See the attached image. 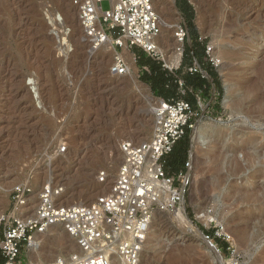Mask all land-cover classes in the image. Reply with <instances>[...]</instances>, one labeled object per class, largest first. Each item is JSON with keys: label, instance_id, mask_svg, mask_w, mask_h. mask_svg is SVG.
Listing matches in <instances>:
<instances>
[{"label": "rangeland", "instance_id": "obj_1", "mask_svg": "<svg viewBox=\"0 0 264 264\" xmlns=\"http://www.w3.org/2000/svg\"><path fill=\"white\" fill-rule=\"evenodd\" d=\"M153 2L169 25L158 41L171 54L181 14L176 0ZM190 6V40L210 46L219 59L221 91L178 141L187 138L183 205L193 227H181L172 212L161 213L164 222L155 213L140 264H220L201 234L214 223L235 241V258L220 247L224 264H264V0H194ZM101 8L109 9L110 1ZM115 51H92L71 0H0V213L10 207V188L26 179L34 205L44 183L62 186L60 203L93 201L115 176L119 142L151 136L159 97L141 80L128 49L120 54L130 72L111 73ZM208 210L210 225L197 218ZM49 231L28 256L30 264L75 249L62 236L50 240L55 231Z\"/></svg>", "mask_w": 264, "mask_h": 264}, {"label": "built area", "instance_id": "obj_2", "mask_svg": "<svg viewBox=\"0 0 264 264\" xmlns=\"http://www.w3.org/2000/svg\"><path fill=\"white\" fill-rule=\"evenodd\" d=\"M104 0H71L83 38L92 49L109 42L116 50L139 47L148 57L162 61L168 69L165 53L158 38L162 32L160 15L153 0H109L110 8L102 10ZM192 4L194 0H186ZM69 31L68 28H65ZM188 29L182 22L173 26L172 52L178 63L185 49ZM60 47L65 49L63 41ZM205 45L206 60L214 67L219 59ZM147 69L146 67H144ZM197 71L194 65L187 68ZM111 73L130 72L128 61L115 51ZM183 88L181 79L177 80ZM183 92V91H182ZM199 102V99H198ZM154 127L151 136L140 142L122 140L118 144L121 161L108 189L86 204H61L57 198L62 186L41 185L33 204L34 188L28 179L14 184L9 190L10 207L0 213V255L2 264H30L28 256L35 250L36 236L52 225H60L74 241L77 250L56 256L47 264H138L147 236L148 225L155 213H171L184 202L188 181L189 161L177 172L168 174L165 158L199 114L184 99H158L152 108ZM61 146L59 151H64ZM99 172L100 182L105 181ZM210 211L197 214L198 220L213 223ZM203 239L217 253L220 247L237 256L235 241L227 229L214 223ZM29 254V255H27Z\"/></svg>", "mask_w": 264, "mask_h": 264}, {"label": "trees", "instance_id": "obj_3", "mask_svg": "<svg viewBox=\"0 0 264 264\" xmlns=\"http://www.w3.org/2000/svg\"><path fill=\"white\" fill-rule=\"evenodd\" d=\"M176 5L183 13L184 19L188 27V33L189 34H191V32L193 33V26H192L193 11L191 9L190 4H188L186 0H176ZM199 43L200 42L198 40L194 39L191 48L185 47L183 53L184 58H189L192 55L198 61H200L202 58V53L205 51V48L202 49ZM190 51H192V54L190 53ZM133 52L135 53L136 63L141 67L146 66L148 68V70L142 71V74L140 76L141 80L150 85L153 93L156 96L166 100L170 99V97H172L176 92L177 78L174 75L172 74L170 75L165 70H163L162 63L160 61H156L149 57L144 56L143 53L137 48H134ZM189 66H192V64ZM187 72H188L187 75L185 74V77L183 78L184 83L191 82V84L194 87L202 86V81L204 79L201 77L198 70L194 72H189L187 70ZM211 76L214 80L217 79L216 73L212 74ZM220 91H221V87H220ZM187 99L193 101V98H187ZM186 134H187V130L184 132V135ZM187 147H188L187 138H184V140L181 143L177 142L173 147L171 153L166 156L165 170L168 174L175 173L179 169H181V167L185 163V159L187 156ZM2 263H3V258L0 255V264Z\"/></svg>", "mask_w": 264, "mask_h": 264}, {"label": "crops", "instance_id": "obj_4", "mask_svg": "<svg viewBox=\"0 0 264 264\" xmlns=\"http://www.w3.org/2000/svg\"><path fill=\"white\" fill-rule=\"evenodd\" d=\"M176 7H177V5H176ZM177 9L179 10V13L181 14V17H182V20L179 22L184 23L187 27V24H186V21L184 19L182 11L178 7H177ZM187 29H188V27H187ZM199 44L202 47V49L205 48V44L203 42H200ZM191 46H192V42L190 40V34L188 33V36H187L186 41H185V47L191 48ZM134 48H137L138 50H140L143 53L144 56L148 57L139 47H137V46L130 47V48H128V51H131V53L133 54V59L135 62H136V58H135V53L133 52ZM120 53H123V49H120ZM190 53L192 54V51H190ZM191 64L198 68V71H199L201 77L204 79L202 81V86L194 87L191 84V82L184 83L183 78L185 77V74L187 75V73H188L187 68ZM137 66L139 67L138 70L141 73L143 70H145L144 67H146V66L141 67L138 64H137ZM169 66H171V65H169ZM162 69L165 70L168 74L174 75L177 78V80L181 79L183 82V88H180L177 84L176 92L170 98L184 99V100L189 101L192 104L193 108L196 111H198L200 114H202L206 108H209V106L211 107L212 106L211 102L215 99V96L220 94L221 83H220L218 72L206 60L205 51L202 53V58L200 61H198L192 55L189 58H184V54H183L179 64L176 63V65L171 69H168V68H165L162 66ZM147 70H148V68H147ZM214 73H216V75H217L216 80H214L211 76ZM138 76H140V75H138ZM218 83H219V85H218ZM187 98H193V101H191ZM159 99H163V98L159 97ZM198 99H199V102H198ZM214 102H215V100H214Z\"/></svg>", "mask_w": 264, "mask_h": 264}, {"label": "bare ground", "instance_id": "obj_5", "mask_svg": "<svg viewBox=\"0 0 264 264\" xmlns=\"http://www.w3.org/2000/svg\"><path fill=\"white\" fill-rule=\"evenodd\" d=\"M198 0H196V2H197ZM199 4V3H198ZM200 5V4H199ZM249 9V8H248ZM252 10V9H251ZM250 10V11H251ZM158 11V10H157ZM249 12V11H248ZM247 12V13H248ZM68 13V12H67ZM68 15H69V13H68ZM69 17H70V15H69ZM56 19V18H55ZM62 19V18H61ZM60 19V20H61ZM201 20H202V18H201ZM62 23V22H61ZM59 24V23H58ZM162 24H163V27H169V25H168V23L165 21V20H163L162 19ZM201 24V23H200ZM56 25V24H55ZM160 37V36H159ZM168 41H166V40H164V43H167ZM161 43V42H160ZM163 43V42H162ZM161 43V44H162ZM60 44H62V43H60ZM160 44V45H161ZM106 49H112V47H111V45H110V43L109 42H105V43H102L99 47H98V50H97V52L99 53V52H102V51H104V50H106ZM92 51L94 52V53H97L96 51H94L93 49H92ZM93 53V54H94ZM164 59H165V61L168 63V65H176V63H178V55H175L173 52L171 53V54H165V56H164ZM117 81H120V82H118L116 85L119 87V88H123L124 89V87H126V85L124 84V81L122 80V82H121V80H117ZM128 81V80H127ZM126 83V82H125ZM197 139V138H196ZM196 139L194 138V141H196ZM198 140H199V138H198ZM197 140V141H198ZM200 141V140H199ZM198 141V142H199ZM110 179V178H109ZM95 191V190H94ZM38 192V191H37ZM99 193H100V191H99ZM89 195H90V193H89ZM93 200H94V198H93ZM73 201V200H72ZM92 202V201H91ZM65 203H68V204H72V202L70 201H61V204H65ZM78 204V203H80L79 202V200L77 199V201H75L74 202V204ZM86 203H90V202H85V204ZM172 215H173V218L179 223V225H181V227H189V228H192L193 227V223L191 224V222L188 220V218H187V216H186V213H185V210H184V205H183V203L182 204H180V206L178 207V208H176L173 212H172ZM157 220L158 221H160V222H164V218H163V216L161 215V213L160 212H158L157 213ZM153 220V219H152ZM166 220V219H165ZM152 222V221H151ZM151 224V223H150ZM165 224V223H164ZM189 228H188V230H189ZM49 230H54L55 231V233L54 234H50L51 236H50V240H58V239H60V237L62 236V237H64V238H66L67 239V241L69 240V243H71V245H70V247L72 246V248H75L74 250H77V247H76V245H75V243H74V241L72 240V239H70L66 234H65V232H64V230H63V228L60 226V225H58V224H56V225H52V226H50L47 230H46V232H44V233H42V234H39V235H37L36 236V239H37V242H36V246L38 245V240H44V238H42L44 235H47V232L49 231ZM49 232H51V231H49ZM47 240V239H46ZM49 241V240H48ZM47 241V242H48ZM209 246V249L210 250H213L214 252H215V257H216V260L220 263V264H224V259L222 258V256H220V254H218L213 248H212V246L209 244L208 245ZM142 251H143V248H142ZM141 251V254H140V256H142V252ZM172 252V251H171ZM175 255V254H174ZM54 257H56V256H54ZM173 257H175V256H173L172 255V258ZM53 260V258H51L50 259V262ZM141 263V257H140V261H139V263L138 264H140ZM119 264V263H118Z\"/></svg>", "mask_w": 264, "mask_h": 264}, {"label": "water", "instance_id": "obj_6", "mask_svg": "<svg viewBox=\"0 0 264 264\" xmlns=\"http://www.w3.org/2000/svg\"><path fill=\"white\" fill-rule=\"evenodd\" d=\"M202 233V232H201ZM211 244V243H210ZM212 248L214 249V246L211 244ZM215 250V249H214ZM216 251V250H215ZM217 252V251H216Z\"/></svg>", "mask_w": 264, "mask_h": 264}]
</instances>
